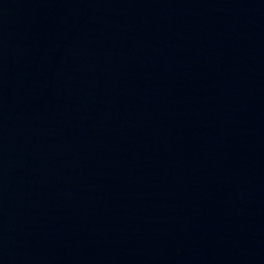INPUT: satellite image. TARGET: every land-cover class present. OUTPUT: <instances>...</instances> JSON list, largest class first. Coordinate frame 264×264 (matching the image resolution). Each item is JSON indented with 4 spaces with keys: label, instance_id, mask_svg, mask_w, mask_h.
I'll use <instances>...</instances> for the list:
<instances>
[{
    "label": "water",
    "instance_id": "water-1",
    "mask_svg": "<svg viewBox=\"0 0 264 264\" xmlns=\"http://www.w3.org/2000/svg\"><path fill=\"white\" fill-rule=\"evenodd\" d=\"M0 264H264V0H0Z\"/></svg>",
    "mask_w": 264,
    "mask_h": 264
}]
</instances>
